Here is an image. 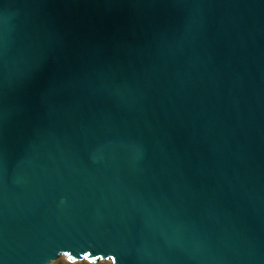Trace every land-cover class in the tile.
Masks as SVG:
<instances>
[{
	"label": "water",
	"instance_id": "water-1",
	"mask_svg": "<svg viewBox=\"0 0 264 264\" xmlns=\"http://www.w3.org/2000/svg\"><path fill=\"white\" fill-rule=\"evenodd\" d=\"M264 264V0H0V264Z\"/></svg>",
	"mask_w": 264,
	"mask_h": 264
},
{
	"label": "rangeland",
	"instance_id": "rangeland-1",
	"mask_svg": "<svg viewBox=\"0 0 264 264\" xmlns=\"http://www.w3.org/2000/svg\"><path fill=\"white\" fill-rule=\"evenodd\" d=\"M50 264H91V263H88L86 261H77V262L70 263L66 261L63 256H60L56 261ZM95 264H110V262L109 261H99Z\"/></svg>",
	"mask_w": 264,
	"mask_h": 264
}]
</instances>
